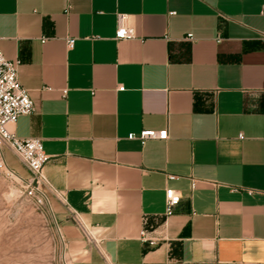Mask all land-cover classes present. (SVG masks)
<instances>
[{"label": "crops", "instance_id": "obj_1", "mask_svg": "<svg viewBox=\"0 0 264 264\" xmlns=\"http://www.w3.org/2000/svg\"><path fill=\"white\" fill-rule=\"evenodd\" d=\"M263 6L0 0V50L34 102L11 130L50 157L47 211L72 264H264ZM119 15L133 39H115ZM143 130L168 140H128ZM167 188L182 196L170 216Z\"/></svg>", "mask_w": 264, "mask_h": 264}, {"label": "built area", "instance_id": "obj_2", "mask_svg": "<svg viewBox=\"0 0 264 264\" xmlns=\"http://www.w3.org/2000/svg\"><path fill=\"white\" fill-rule=\"evenodd\" d=\"M126 20V15H119L120 25L116 31V40H129L134 38L132 30L126 25ZM187 39L193 41L192 35H188ZM261 41L264 48V33ZM74 43V39H68V48L72 49ZM19 65V60H8L0 50V175L10 180L19 189L22 196L35 208L45 212L47 211V196L44 192V186L48 182L43 170L49 163L50 157L46 154L44 145L40 139H20L11 130V127L17 123L20 117L28 116L34 111V102L28 90L18 80ZM118 90L124 91L125 88L119 86ZM67 94L68 90L62 91L63 98H66ZM239 138L242 139L243 136L240 135ZM128 140H137L142 145L152 140L166 141L168 140V132L167 130H143L139 134H130ZM6 149L11 150L28 169L30 172L29 178H22L7 166L4 153ZM169 179L174 180L176 177L169 176ZM194 187L195 182L192 183V188ZM247 192L253 195L256 191L248 190ZM181 199V194L175 189L167 188L165 190V214L167 216L174 213ZM141 239L151 246H155L156 244L155 240L147 237L145 231L141 232Z\"/></svg>", "mask_w": 264, "mask_h": 264}, {"label": "rangeland", "instance_id": "obj_3", "mask_svg": "<svg viewBox=\"0 0 264 264\" xmlns=\"http://www.w3.org/2000/svg\"><path fill=\"white\" fill-rule=\"evenodd\" d=\"M0 264H72L68 246L51 213L35 208L2 175Z\"/></svg>", "mask_w": 264, "mask_h": 264}]
</instances>
